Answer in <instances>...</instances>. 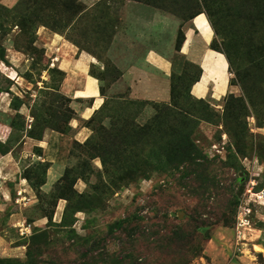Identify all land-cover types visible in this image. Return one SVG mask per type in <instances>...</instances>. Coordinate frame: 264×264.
I'll list each match as a JSON object with an SVG mask.
<instances>
[{"label":"rangeland","instance_id":"rangeland-1","mask_svg":"<svg viewBox=\"0 0 264 264\" xmlns=\"http://www.w3.org/2000/svg\"><path fill=\"white\" fill-rule=\"evenodd\" d=\"M39 1L23 12L39 16L28 37L10 11L19 0H0V257L24 260L36 244L38 264H180L159 244L175 223L195 217L206 224L195 228L201 252L189 264H264V0H136L183 26L203 11L213 49L230 53L233 89L225 95H193L200 72L188 60L172 74L176 110L187 111L186 161L175 149L179 121L168 114L158 118L162 133L136 135L171 98L145 102L108 90L120 71L106 51L126 0H74L79 10L68 24L54 19L70 0H42L40 11ZM44 32L104 64L91 68L105 101L80 121L89 128L84 141L74 138L77 114ZM178 36L180 43L182 27ZM135 165L142 173L128 174Z\"/></svg>","mask_w":264,"mask_h":264},{"label":"crops","instance_id":"crops-1","mask_svg":"<svg viewBox=\"0 0 264 264\" xmlns=\"http://www.w3.org/2000/svg\"><path fill=\"white\" fill-rule=\"evenodd\" d=\"M88 1L97 3L100 0ZM116 27L106 52L120 74L108 87L109 91L128 93L136 100L169 102L172 74L181 72L185 60L202 69L199 80L191 86L193 95L216 97L233 89L230 76H227L229 68L225 55L211 47L214 32L204 13L195 15L183 26L172 14L140 1L126 0ZM180 27L184 38L177 49L175 43ZM44 34L49 41L48 52L55 56L54 66L64 73L61 91L71 97L77 114L70 122L74 138L84 141L89 128L80 121L89 119L105 101L102 81L91 73V68L104 69V64L59 34ZM213 75L218 77L219 85Z\"/></svg>","mask_w":264,"mask_h":264},{"label":"trees","instance_id":"trees-1","mask_svg":"<svg viewBox=\"0 0 264 264\" xmlns=\"http://www.w3.org/2000/svg\"><path fill=\"white\" fill-rule=\"evenodd\" d=\"M147 2H149L148 0H145ZM29 0H19V2L17 3V5L10 10L14 16H12V18H15L13 20V22H16V24H18L23 30L26 36H30L29 33L32 29V25L34 24V22L39 18L36 19H31L28 20L25 18L26 14H24L23 12L27 10V4H28ZM153 3V1H152ZM154 3H157L156 1H154ZM159 4V3H158ZM62 14L60 13V16L63 17L62 18H56L54 19V23L56 24H68L69 22H71L74 19V16L76 15V13L78 12V6L75 3L74 0H70L69 2L67 1L64 5H62ZM3 6L0 5V18H3V10H2ZM42 9V0L39 1V11ZM64 11L66 12L65 16ZM203 11H197L194 14H192L191 16H189L190 18H193L195 15L201 13ZM210 24L212 25V20L209 18L208 19ZM44 22V20H43ZM0 27H2V25H4L3 20H0ZM179 39V36H177ZM178 39H177V44H178V48H180V45L182 43V40L180 43H178ZM212 44V43H211ZM212 47V45H211ZM213 48V47H212ZM221 51V50H220ZM226 54L227 57V61H228V68H232V60L230 57V53L227 51H223ZM0 59L5 61V49L3 48L2 45H0ZM191 62V61H189ZM193 63L198 69H199V77L202 73V69L201 67L194 63ZM60 70V69H59ZM199 77L194 81L196 82L197 80H199ZM100 78V77H99ZM101 79V78H100ZM193 82V83H194ZM101 90H102V86H101ZM103 92V91H102ZM171 103L170 104H160L157 106L155 115L153 116V118L150 120V122L147 124H142L140 128H138V131L136 132V135L140 138L143 135H146L148 138H152V136H155V134H159L163 132V129L161 127V123H160V115L161 114H168L169 120L171 123L173 122H178L177 127L179 128L178 130V134H179V139H178V143L175 145V149L179 150L181 155V159L182 161H186L189 160V154H187V148L189 146V144H191V140H189V133H184L183 129H180L182 126L186 125L185 122V114H186V110L182 109V108H178L179 110H176V107H178V105L176 104V95L174 93H172V87H171ZM146 102V101H145ZM153 103H160V102H153ZM98 110H96L93 115L89 118L88 121H90L94 114L97 113ZM159 118V119H158ZM153 132V133H152ZM184 133V135H183ZM199 153L196 152L193 157L198 158ZM194 158V159H195ZM139 171L140 173H142L143 168L139 167V165H135L133 166V169H131L128 173L130 175H132L134 172ZM127 176V175H126ZM128 177V176H127ZM135 177V176H134ZM122 178L119 177V181H121ZM135 181V178H133L132 176L129 177L127 182L130 181ZM200 215H202V211L199 212ZM119 222H116V224H118ZM206 222L198 219V218H191L185 222H179V223H175L174 227L169 230L167 232V238L165 239V244L162 243L159 244L160 248L165 249V252L168 253L169 255H173V256H178V257H182L184 258L180 264H189L192 260L193 257H195L196 255L200 254L201 252V248H195L197 246H195V240L198 239L199 235L196 234L195 232V228H197L200 225H205ZM196 238V239H193ZM134 239V238H133ZM136 239V238H135ZM36 245V244H35ZM31 246L28 249L27 252V257L24 260H19L18 258H8V257H0V264H38V261H42V259H39L38 257V252L40 250L39 246ZM43 247V245H42Z\"/></svg>","mask_w":264,"mask_h":264}]
</instances>
